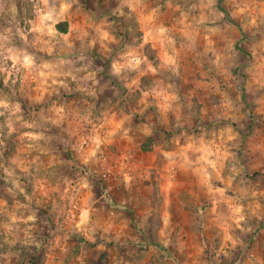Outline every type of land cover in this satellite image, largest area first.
Masks as SVG:
<instances>
[{
	"label": "rangeland",
	"instance_id": "rangeland-1",
	"mask_svg": "<svg viewBox=\"0 0 264 264\" xmlns=\"http://www.w3.org/2000/svg\"><path fill=\"white\" fill-rule=\"evenodd\" d=\"M0 264H264V0H0Z\"/></svg>",
	"mask_w": 264,
	"mask_h": 264
},
{
	"label": "trees",
	"instance_id": "trees-1",
	"mask_svg": "<svg viewBox=\"0 0 264 264\" xmlns=\"http://www.w3.org/2000/svg\"><path fill=\"white\" fill-rule=\"evenodd\" d=\"M58 29L61 30V31H63V32L65 31V29L62 28L61 24H58ZM151 142H152L151 140H148V142H146V143H144V144L142 145V148H143L144 150H150V149L152 148ZM144 246H145V247H148V246H155V247H157L158 249H161V250L166 251L167 254H170L169 251L167 250V248H166L164 245H162V244H160V243H158V242H156V241H153V240H146ZM173 258H174V257H173ZM174 259H175V258H174Z\"/></svg>",
	"mask_w": 264,
	"mask_h": 264
},
{
	"label": "crops",
	"instance_id": "crops-1",
	"mask_svg": "<svg viewBox=\"0 0 264 264\" xmlns=\"http://www.w3.org/2000/svg\"><path fill=\"white\" fill-rule=\"evenodd\" d=\"M95 82H96V81H95ZM95 82H91V85H96ZM91 87H92V86H89V88H91ZM95 87H96V88H95ZM95 87H94V88L97 89L98 86H95ZM84 88H85V87H84ZM86 88H87V86H86ZM98 88H99V87H98ZM91 89H92V88H91ZM92 90H93V89H92ZM110 120H111V119H110ZM110 120H109V123H110L112 126H115V125L120 126V125L122 124V123H120V122H118V121H117V122H111ZM114 128H115V127H114ZM111 139H112V138H111ZM113 139H114V138H113Z\"/></svg>",
	"mask_w": 264,
	"mask_h": 264
}]
</instances>
